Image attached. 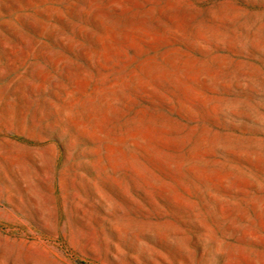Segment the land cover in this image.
Listing matches in <instances>:
<instances>
[{
    "label": "rangeland",
    "instance_id": "rangeland-1",
    "mask_svg": "<svg viewBox=\"0 0 264 264\" xmlns=\"http://www.w3.org/2000/svg\"><path fill=\"white\" fill-rule=\"evenodd\" d=\"M0 264H264V0H0Z\"/></svg>",
    "mask_w": 264,
    "mask_h": 264
}]
</instances>
